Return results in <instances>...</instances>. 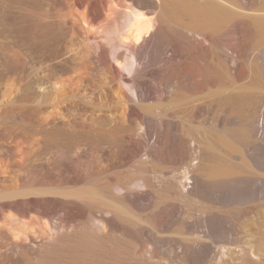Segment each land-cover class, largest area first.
I'll return each instance as SVG.
<instances>
[{
    "label": "bare ground",
    "instance_id": "6f19581e",
    "mask_svg": "<svg viewBox=\"0 0 264 264\" xmlns=\"http://www.w3.org/2000/svg\"><path fill=\"white\" fill-rule=\"evenodd\" d=\"M46 1L32 48L64 74L72 36L95 65L52 157L93 188L46 263L264 264V0Z\"/></svg>",
    "mask_w": 264,
    "mask_h": 264
},
{
    "label": "rangeland",
    "instance_id": "374dc122",
    "mask_svg": "<svg viewBox=\"0 0 264 264\" xmlns=\"http://www.w3.org/2000/svg\"><path fill=\"white\" fill-rule=\"evenodd\" d=\"M32 1L0 0V264H47V247L57 246L66 232L64 203L90 196L93 188L73 183L72 171L52 158L63 133L61 101L94 76L90 49L70 36L64 46L71 69L60 74L50 67V49L44 60L26 38L23 14ZM36 1L41 7L46 0ZM142 220L156 231L152 216Z\"/></svg>",
    "mask_w": 264,
    "mask_h": 264
}]
</instances>
